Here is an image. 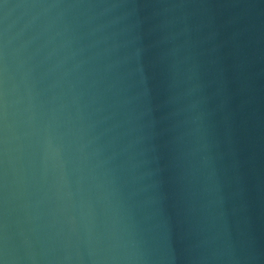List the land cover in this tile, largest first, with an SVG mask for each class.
Segmentation results:
<instances>
[{
	"label": "water",
	"instance_id": "95a60500",
	"mask_svg": "<svg viewBox=\"0 0 264 264\" xmlns=\"http://www.w3.org/2000/svg\"><path fill=\"white\" fill-rule=\"evenodd\" d=\"M2 264H264V0H0Z\"/></svg>",
	"mask_w": 264,
	"mask_h": 264
},
{
	"label": "snow or ice",
	"instance_id": "6c2138e0",
	"mask_svg": "<svg viewBox=\"0 0 264 264\" xmlns=\"http://www.w3.org/2000/svg\"><path fill=\"white\" fill-rule=\"evenodd\" d=\"M0 264H2V261H0Z\"/></svg>",
	"mask_w": 264,
	"mask_h": 264
}]
</instances>
